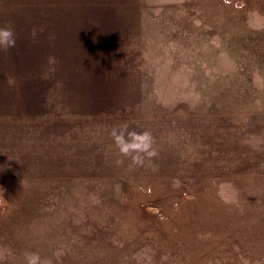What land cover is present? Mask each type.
<instances>
[{"label": "rangeland", "instance_id": "obj_1", "mask_svg": "<svg viewBox=\"0 0 264 264\" xmlns=\"http://www.w3.org/2000/svg\"><path fill=\"white\" fill-rule=\"evenodd\" d=\"M0 27V264H264V0H0Z\"/></svg>", "mask_w": 264, "mask_h": 264}, {"label": "clouds", "instance_id": "obj_2", "mask_svg": "<svg viewBox=\"0 0 264 264\" xmlns=\"http://www.w3.org/2000/svg\"><path fill=\"white\" fill-rule=\"evenodd\" d=\"M16 38L15 32L11 27H0V50H8L15 46ZM113 136L116 139L118 145H120V150L122 152H127L129 148H141L146 149L150 145V134L145 132L142 136H136L135 142L129 144L125 143L121 135H117L115 131ZM39 257L35 253L28 254V264H37Z\"/></svg>", "mask_w": 264, "mask_h": 264}]
</instances>
